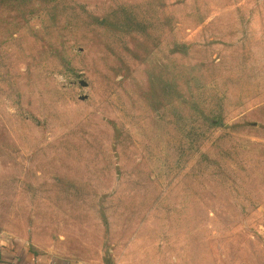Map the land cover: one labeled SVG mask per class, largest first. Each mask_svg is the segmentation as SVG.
<instances>
[{
    "label": "rangeland",
    "instance_id": "374dc122",
    "mask_svg": "<svg viewBox=\"0 0 264 264\" xmlns=\"http://www.w3.org/2000/svg\"><path fill=\"white\" fill-rule=\"evenodd\" d=\"M0 234L264 264V0H0Z\"/></svg>",
    "mask_w": 264,
    "mask_h": 264
},
{
    "label": "crops",
    "instance_id": "0c3cea01",
    "mask_svg": "<svg viewBox=\"0 0 264 264\" xmlns=\"http://www.w3.org/2000/svg\"><path fill=\"white\" fill-rule=\"evenodd\" d=\"M0 264H92L31 248L25 240L0 234Z\"/></svg>",
    "mask_w": 264,
    "mask_h": 264
}]
</instances>
